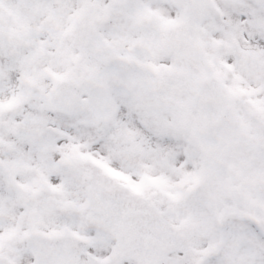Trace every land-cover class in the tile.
<instances>
[{"label": "snow or ice", "instance_id": "obj_1", "mask_svg": "<svg viewBox=\"0 0 264 264\" xmlns=\"http://www.w3.org/2000/svg\"><path fill=\"white\" fill-rule=\"evenodd\" d=\"M0 264H264V0H0Z\"/></svg>", "mask_w": 264, "mask_h": 264}]
</instances>
